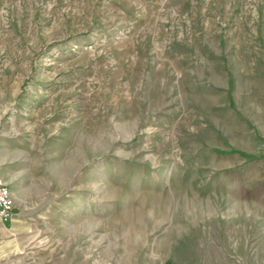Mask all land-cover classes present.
<instances>
[{"label":"rangeland","instance_id":"obj_1","mask_svg":"<svg viewBox=\"0 0 264 264\" xmlns=\"http://www.w3.org/2000/svg\"><path fill=\"white\" fill-rule=\"evenodd\" d=\"M12 152L0 264H264V0H0Z\"/></svg>","mask_w":264,"mask_h":264},{"label":"crops","instance_id":"obj_2","mask_svg":"<svg viewBox=\"0 0 264 264\" xmlns=\"http://www.w3.org/2000/svg\"><path fill=\"white\" fill-rule=\"evenodd\" d=\"M15 153L12 152L9 162V166L3 167L2 161L0 160V170L3 172V176L6 180V182L9 184L13 197L15 199V218H28V217H37L39 214L35 212L33 209H26L27 206L25 203L29 200V191H27V187L29 186V181L27 180L30 176V169L28 167V164L22 162V156H15ZM7 160V161H9ZM3 167V168H2ZM9 182H8V181ZM50 213V212H49ZM51 214V213H50ZM50 214L46 213V218L50 217ZM14 219V218H13ZM13 221H11L12 223ZM3 224L4 221L0 217V257L2 256V246H3ZM66 230L65 232H70L71 236L75 235L72 232H74L77 228H67L66 226L62 227H53V226H46V228L42 227H36L34 225H16L12 226V233L15 235V239L13 241L18 242L21 235H32L30 239L36 241V243L45 242L44 239H40L38 234L40 233H46V242L50 240L61 242L63 237L56 236L55 234L57 231ZM46 230V232H44ZM74 230V231H73ZM67 234V233H63ZM61 235V234H60Z\"/></svg>","mask_w":264,"mask_h":264},{"label":"built area","instance_id":"obj_3","mask_svg":"<svg viewBox=\"0 0 264 264\" xmlns=\"http://www.w3.org/2000/svg\"><path fill=\"white\" fill-rule=\"evenodd\" d=\"M15 215V199L4 176L0 174V217L4 222H11Z\"/></svg>","mask_w":264,"mask_h":264}]
</instances>
